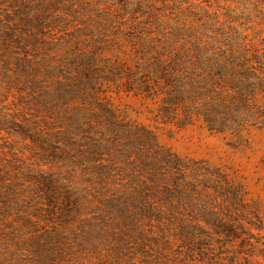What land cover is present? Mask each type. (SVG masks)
<instances>
[{"label":"trees","instance_id":"obj_1","mask_svg":"<svg viewBox=\"0 0 264 264\" xmlns=\"http://www.w3.org/2000/svg\"><path fill=\"white\" fill-rule=\"evenodd\" d=\"M258 17L264 0H0V264H194L226 226L210 195L242 189L120 93L263 126Z\"/></svg>","mask_w":264,"mask_h":264},{"label":"rangeland","instance_id":"obj_2","mask_svg":"<svg viewBox=\"0 0 264 264\" xmlns=\"http://www.w3.org/2000/svg\"><path fill=\"white\" fill-rule=\"evenodd\" d=\"M255 21L247 32L253 36L254 45L264 48V20L258 17ZM163 83L157 80L153 85L157 88ZM161 96L151 98L121 92L120 100L138 111L131 116L137 115L139 121L155 127L157 140L164 147L179 156L221 166L233 186L239 184L242 189L237 196L226 191L210 195L214 216L221 217L226 226L222 233L207 241L194 264H264V125L246 124L233 133L209 130L201 117L196 116L187 123L180 122L181 114L174 120L162 119L157 116ZM190 204H186L187 208L194 214L195 202ZM200 225L211 236L213 228Z\"/></svg>","mask_w":264,"mask_h":264}]
</instances>
